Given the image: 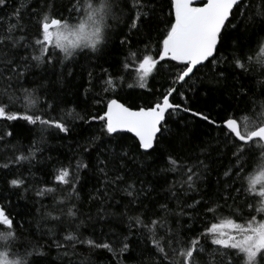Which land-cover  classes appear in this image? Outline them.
<instances>
[{
	"label": "snow or ice",
	"instance_id": "snow-or-ice-1",
	"mask_svg": "<svg viewBox=\"0 0 264 264\" xmlns=\"http://www.w3.org/2000/svg\"><path fill=\"white\" fill-rule=\"evenodd\" d=\"M9 3L0 0V264H56L80 246L87 264L97 250L108 264H264V0H70L67 18L55 0L8 14ZM200 94L225 116L192 107ZM50 137L75 149L67 163L46 157L53 186L38 188L20 168L31 174ZM29 192L38 208L20 205Z\"/></svg>",
	"mask_w": 264,
	"mask_h": 264
},
{
	"label": "trees",
	"instance_id": "trees-1",
	"mask_svg": "<svg viewBox=\"0 0 264 264\" xmlns=\"http://www.w3.org/2000/svg\"><path fill=\"white\" fill-rule=\"evenodd\" d=\"M27 2V0H10L9 6L7 9L4 10V12L10 14L11 13V9L13 7H19L22 3ZM57 7H62L64 9V16L67 18L68 16V12H67V6L70 3V0H55ZM78 19L77 15H73L72 17V21L75 22ZM32 31H34V28L31 29ZM159 31L157 30L156 33H154L153 38L158 39L159 38ZM135 39V38H134ZM123 58L121 50L119 48V46H115L113 48V50L111 51L110 55L108 56V61L109 63L113 64V67H116V64ZM116 62V63H113ZM81 63H86L85 61H81ZM107 66V65H105ZM77 84H84L86 86V75L83 78L78 77ZM156 81H152L150 80V84H155ZM0 87H2V85H0ZM136 91L142 92L143 90L140 89H136ZM189 96H192V93H188ZM217 98L213 97V96H204L203 94H200L198 96L193 97L192 101H191V106L194 108H208L209 110H213L214 111V115L215 113H218V115L215 116V118L217 119H221L225 116V112L223 111L222 108H215V100ZM177 102H181L179 100V97H176ZM178 119H188L190 121L194 122V127L197 126L200 122L195 121L194 118L188 116V114L185 113H181L180 117ZM3 122H0V124H2ZM24 143L26 144L27 141L25 140ZM75 149V142L73 141H69V140H60L57 138H49L48 141V145L45 146V150L42 154L38 153V157L42 162H37V161H33L32 165H31V174H29L28 171H26L27 168H29V165L25 164L22 168H20V171L23 173L24 177L26 178V181L29 182L32 185H35L36 187H45V186H53V181H52V165H53V161H48L46 159V157L51 154L54 159L55 158H59L61 161L67 163V159H71L72 158V153ZM67 158V159H66ZM74 163V161H73ZM228 164V158L227 157H219L218 158V162L215 164V167L217 169L222 170L226 165ZM169 179L170 181L172 179H176L179 180V176L170 173L169 174ZM212 181L214 182L216 177L213 174L211 177ZM94 183V181H93ZM91 190V184H89L86 188V191ZM56 196V198L60 197V193L57 192L54 194ZM28 201L25 202L23 200L19 201L20 205L22 207H26L28 209H34V208H38L39 204H33L34 200H38L40 198H37L34 196V193L29 192L28 193ZM118 199L120 197H117ZM43 202L44 204L48 205V206H52L53 203V194H50L48 196H46L45 198H43ZM29 225H25V228H28ZM196 227L198 228H202L203 225H196ZM30 230L35 233V223L33 222L31 224ZM21 232H23L24 236L28 239V240H33L32 236H28V233L24 230L21 229ZM97 238H99V232H97L96 234ZM35 239H40L39 235L37 234L35 236ZM41 243H43L44 241L41 240ZM2 250V249H0ZM77 252L79 253V256H73V257H69L63 261H56V264H68V259H71L72 264H87V261L89 259V249H87L86 247H78L77 248ZM51 256L54 258L56 256V250L53 248L51 250ZM110 259V254L107 253L104 250H97L94 253H91V261L93 262V264H108V261ZM114 264V262H113Z\"/></svg>",
	"mask_w": 264,
	"mask_h": 264
}]
</instances>
